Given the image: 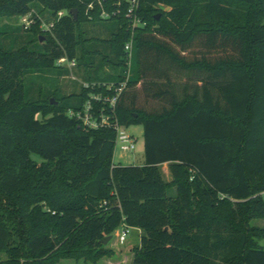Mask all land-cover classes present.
Wrapping results in <instances>:
<instances>
[{"label": "trees", "instance_id": "obj_1", "mask_svg": "<svg viewBox=\"0 0 264 264\" xmlns=\"http://www.w3.org/2000/svg\"><path fill=\"white\" fill-rule=\"evenodd\" d=\"M93 2L0 0V17L40 16L38 36L21 24L17 49L0 30V211L12 222L0 215V264H98L121 228L141 231L131 264H264V229L251 226L264 218V0H141L138 27L125 1L103 2L109 19L97 4L87 14ZM103 22L108 36L89 37L86 25ZM76 68L86 78L77 94L27 98V77ZM128 73L109 113L143 126V165L114 162L115 126L68 116L92 93L115 95Z\"/></svg>", "mask_w": 264, "mask_h": 264}, {"label": "rangeland", "instance_id": "obj_2", "mask_svg": "<svg viewBox=\"0 0 264 264\" xmlns=\"http://www.w3.org/2000/svg\"><path fill=\"white\" fill-rule=\"evenodd\" d=\"M162 11H169V8L162 7ZM34 25L37 26V30L31 31L30 33L34 36H38L40 33V24H37V21L40 20V16L37 18H34ZM22 24V18L18 17H0V30L7 31L9 34L2 38V43L5 45V47L11 48L13 44L15 46L14 49H17L21 46V43L25 41L27 35L25 32H22L19 30ZM110 24L108 22H103L98 25H86L87 31L89 32V37H99V38H106L108 36V33L106 32L107 26ZM33 27V26H32ZM46 26L42 25L41 28L46 31ZM11 32V34H10ZM94 32V33H93ZM111 72L110 68H106L104 70V74H108ZM84 68L82 70H74L72 72L71 77H67L63 74V72H60L58 70H51V71H45L40 74H33L25 79L26 83V95L28 99L38 100L40 95L46 93L47 91H52L57 93L59 95L58 97H62V95L67 94H77L80 91V88L85 81V74ZM203 74L197 73L196 75H193L190 79L186 78L185 80H181L176 82V90L178 94H183L185 90V86L189 84L190 91H192L193 86L197 81L202 78ZM197 85V84H196ZM84 88L89 89L88 83L83 85ZM93 87V86H92ZM181 94V95H182ZM128 134L134 137L135 139V150L133 152H124L122 151L119 146H116L115 152H114V162L117 164H122L125 166L130 165H143L144 164V155H145V142H144V128L142 125H136L131 126L127 129H125ZM163 175L167 183L172 182V176L167 171L164 172ZM166 171V170H165ZM55 187V186H54ZM40 188V187H38ZM39 193L41 190H38ZM169 194L171 196L176 195L175 188L171 187ZM44 209L46 210L44 204H40ZM40 207V206H39ZM0 215H3L5 217L6 222L9 223V225H12V222L9 221V218L6 213L0 211ZM252 227H257L260 229H264V218L255 219L251 222ZM126 229L121 228L119 229L114 235L113 239L109 244V248L113 249L115 251V254H123V255H130L131 249L135 246H138L140 243L139 239V232L137 230H134L132 228H128L129 233L127 234L126 241L124 244H120V236L122 235L123 231ZM7 253L0 254V259H7L8 258ZM76 264L73 261H64L62 264Z\"/></svg>", "mask_w": 264, "mask_h": 264}, {"label": "built area", "instance_id": "obj_3", "mask_svg": "<svg viewBox=\"0 0 264 264\" xmlns=\"http://www.w3.org/2000/svg\"><path fill=\"white\" fill-rule=\"evenodd\" d=\"M104 1L105 0H94L93 3L88 4L87 14H89V10L95 9L94 6L97 4L101 8V17L103 19L111 18V13L107 11L104 7V3H103ZM124 1L128 5L126 12L127 18L131 20L133 27L145 26V24H143L141 19L137 16V11L140 8L141 0H118L117 8L118 6H121V4H123ZM118 13H120L119 9L114 11L113 15L115 16ZM65 15H66L65 11L59 12L57 16V21L62 19ZM33 24H34L33 14H29L27 16L22 17V25L26 29H30L33 26ZM43 25L46 26L45 27L46 31H50L54 26V23H51L50 25L43 23ZM125 50L129 56V66H130V60L133 50L132 41L126 44ZM58 65L73 68L75 67L76 63L74 61L70 62L66 58H63L58 61ZM129 76L130 73L127 74V79L116 90L115 95L105 96L101 93L99 94L92 93L90 95V98L88 99V101L85 103L84 107L81 110L79 111L71 110L68 112L69 117L75 118L77 121L81 122L82 125L88 130H98L101 128H109L115 126L117 131L116 146H119V148L124 152H133L135 150V139L133 136H131L126 132L125 129L127 128L120 126L117 122H114V120L110 115L111 113H109V111L110 112L115 111L118 102V97L126 87ZM89 87H92V85ZM107 87L109 90L113 88L112 86H107ZM92 88H95V86H93ZM99 105L101 107H99ZM257 196H261L264 199V192H262L260 195ZM125 229L126 230L123 231L122 235L120 236L121 244H123L126 241L127 234L129 233L128 228Z\"/></svg>", "mask_w": 264, "mask_h": 264}, {"label": "crops", "instance_id": "obj_4", "mask_svg": "<svg viewBox=\"0 0 264 264\" xmlns=\"http://www.w3.org/2000/svg\"><path fill=\"white\" fill-rule=\"evenodd\" d=\"M162 170H164V172L168 171L170 173L169 164H167V163L163 164L162 165ZM134 230H137L139 232V239H140L141 231L138 230V229H134ZM132 259H133V255H132L131 252H130V255H123L122 253L121 254H117V255L114 254V256L111 257V258H108V257L107 258H103L98 264H131L132 263ZM63 262H61V264ZM64 264H67V263H64Z\"/></svg>", "mask_w": 264, "mask_h": 264}, {"label": "water", "instance_id": "obj_5", "mask_svg": "<svg viewBox=\"0 0 264 264\" xmlns=\"http://www.w3.org/2000/svg\"><path fill=\"white\" fill-rule=\"evenodd\" d=\"M71 13L74 15V17H75L76 19L78 18V11H77V10H73ZM157 19H159V17H158ZM42 40H43V39H42ZM111 239H112V237H107V238H105V239L102 241V243H103L104 245H107Z\"/></svg>", "mask_w": 264, "mask_h": 264}]
</instances>
